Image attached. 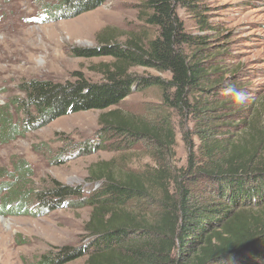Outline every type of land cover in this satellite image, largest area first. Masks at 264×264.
Masks as SVG:
<instances>
[{"label":"trees","instance_id":"16d2710c","mask_svg":"<svg viewBox=\"0 0 264 264\" xmlns=\"http://www.w3.org/2000/svg\"><path fill=\"white\" fill-rule=\"evenodd\" d=\"M105 1L59 0L54 11L57 18L76 16ZM178 6L195 19L197 33L186 31ZM141 7V20L154 29L145 45L130 41L124 46L108 43L98 49L74 50L81 56H110L118 61L119 72H109L107 81L100 84L30 80L21 86L25 102L43 126L69 113L116 105L140 86L156 87L166 109L194 120L198 141L185 138L187 159L175 174L173 194L158 182L161 177H153L163 188V199H156L143 183L152 182V177L94 175H103L104 181L83 200L94 209L85 227L92 240L85 246H65L42 255L36 264H66L85 254H89L85 264H264V155L259 151L264 137L259 143L256 140L263 134L264 104L246 107L234 101L237 94H245L238 78L246 71L243 65L225 62L227 48L211 44L209 32L217 26L210 27L205 0H143ZM122 64L167 73L168 78H132L120 71ZM245 119L248 130L245 136H237ZM0 121L1 136L7 140L15 127L8 120ZM100 124L118 135L161 143L156 127L140 129L107 115ZM250 131L253 135L248 141ZM167 132L172 140L173 128ZM18 185H5L11 188L8 200H14L10 204L6 199L2 212L35 215L80 194L79 188L67 186L35 192ZM32 199L38 204L28 210ZM153 205L159 211L150 220L143 211ZM101 214L107 216L105 220Z\"/></svg>","mask_w":264,"mask_h":264},{"label":"rangeland","instance_id":"374dc122","mask_svg":"<svg viewBox=\"0 0 264 264\" xmlns=\"http://www.w3.org/2000/svg\"><path fill=\"white\" fill-rule=\"evenodd\" d=\"M142 1L106 0L90 11L57 18L54 9L59 0H0V119L15 127L6 140L1 136L0 121V264H36L42 255H52L62 247L88 245L92 236L85 227L94 209L83 200L87 201L104 181L103 175H94L159 176L158 182L174 193L175 174L187 159L185 138L197 143L198 135L194 133V120L162 105L158 88L140 86L106 109L69 113L39 126L21 87L30 80L105 83L109 72H119L115 67L118 61L107 55L81 56L74 50L98 49L108 43L124 46L130 41L145 45L154 29L141 20ZM205 6L210 27L217 26L216 31L209 32L211 44L227 48L225 62L243 65L246 71L238 78L245 94L234 101L259 107L264 104V0H205ZM177 13L186 31H199L185 7L178 6ZM121 70L132 78H168L167 73L149 68L122 64ZM106 115L112 121H128L140 129L156 127L161 143L106 129L100 124ZM261 117L263 134L257 137L258 143L264 137V112ZM246 122L247 119L237 136L248 130ZM169 128L174 131L172 140ZM251 135L252 131L248 141ZM100 142L103 147H94ZM263 145V141L259 143ZM259 151L264 155V146ZM143 181L156 199H163V188L155 178ZM8 183L35 192L67 186L79 188L80 194L65 197L59 204L52 201L55 205L35 215L23 211L6 213L5 209L4 213L1 208L11 195V188L5 186ZM13 200L11 197L7 203ZM36 201L31 200L28 210L36 209ZM146 209L143 212L150 220L159 211L155 205ZM103 215L105 220L107 216ZM88 256L66 264H85Z\"/></svg>","mask_w":264,"mask_h":264},{"label":"clouds","instance_id":"9594fccd","mask_svg":"<svg viewBox=\"0 0 264 264\" xmlns=\"http://www.w3.org/2000/svg\"><path fill=\"white\" fill-rule=\"evenodd\" d=\"M238 99H242V94H237Z\"/></svg>","mask_w":264,"mask_h":264}]
</instances>
